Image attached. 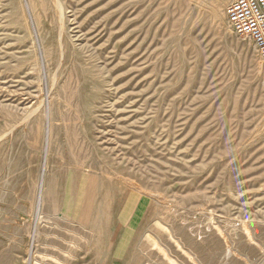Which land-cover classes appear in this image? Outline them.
Returning a JSON list of instances; mask_svg holds the SVG:
<instances>
[{"label":"rangeland","instance_id":"rangeland-1","mask_svg":"<svg viewBox=\"0 0 264 264\" xmlns=\"http://www.w3.org/2000/svg\"><path fill=\"white\" fill-rule=\"evenodd\" d=\"M233 1L60 0L73 52L56 65V0L41 14L51 55L28 0H0V264H79L116 244L124 264H158L155 221L179 264L195 263L175 230L216 263L264 264V67L221 19ZM87 68L103 84L84 117Z\"/></svg>","mask_w":264,"mask_h":264},{"label":"bare ground","instance_id":"bare-ground-1","mask_svg":"<svg viewBox=\"0 0 264 264\" xmlns=\"http://www.w3.org/2000/svg\"><path fill=\"white\" fill-rule=\"evenodd\" d=\"M53 1V0H52ZM107 1V0H106ZM64 2V1H63ZM28 3H29V6H30V9H31V12H32V16H33V19H34V22L36 24V27H37V30H38V33L40 35V38H41V44L43 46V49L45 51V53L47 55H51L52 53V37H51V31H49L48 29L44 28L43 27V24H42V20H43V17H42V13L47 10V11H51L52 8L51 6H49L47 4V0H28ZM54 3V2H53ZM210 3V2H209ZM56 4H57V12L59 13V33H58V36H57V39H58V44H59V57H58V60L56 61V65L58 64V61L60 63L61 60H63L64 58V51L67 53V55H70L73 51H70L69 48L67 47V44L65 42H63L62 40V33L64 32V30L62 31V27H63V21H62V13L60 11V8H61V3H60V0H56ZM229 4H227L228 6ZM54 6H56L54 4ZM56 8V7H54ZM63 8V7H62ZM61 8V9H62ZM211 10V9H209ZM226 10V9H225ZM41 12V13H40ZM107 13V12H106ZM44 15V13H43ZM56 16V15H55ZM66 16V15H65ZM221 19L225 20L226 21V25H228V22H227V18H226V14H225V11L223 10L221 12ZM51 20V19H50ZM49 24H52V21H49ZM66 33V32H65ZM67 37V36H66ZM65 38V36H64ZM73 38V37H72ZM75 38V37H74ZM73 38V39H74ZM73 44V42H72ZM69 45V44H68ZM75 53V52H74ZM80 53V52H79ZM78 54V53H77ZM82 55V54H81ZM95 57V56H94ZM69 58V56H68ZM88 58V57H87ZM72 59V58H71ZM66 64V63H65ZM74 64V63H73ZM78 64V63H77ZM80 65V64H79ZM86 65V64H85ZM57 68V67H55ZM78 68V67H77ZM102 68V67H101ZM97 70L95 69H92V68H87V69H77L75 70V77L78 79V80H83V81H87V80H90V81H93V90L91 91L90 94H85V93H75L74 96L76 99H75V106L77 108V110L82 114L84 115V117H86L85 115L86 114H90V112L92 111V108H91V105L90 103L94 100H97L100 95H101V90H102V84H103V81L100 77V75H95V72ZM181 71V70H180ZM56 74V72H55ZM54 74V75H55ZM264 74V72H263ZM52 76V75H51ZM75 78V79H76ZM55 81L54 78H52L49 82L51 83V86H52V82ZM82 81V82H83ZM60 83V82H59ZM79 91V90H78ZM93 103V102H92ZM88 117V115H87ZM26 120V119H25ZM49 125V124H48ZM48 144V143H47ZM8 176V175H7ZM51 193V189H50V182H46L45 186L43 187V189L41 190V196L42 198L45 200L46 198H49V195ZM1 200V199H0ZM126 200V206L128 207H132V200H128L127 198L125 199ZM7 201V200H6ZM44 202V201H43ZM65 206L67 205V200L64 204ZM70 205V204H69ZM66 212H64L65 214ZM40 222H38L39 224L43 221L42 219H39ZM48 222H50L48 220ZM156 222V221H155ZM153 223L150 227L151 231H154L158 234H160L161 236H163L164 240L167 242V246L170 248V244H171V241H168V237L164 236V229L163 227H161L160 225L156 224V223ZM52 223V222H51ZM210 223V222H209ZM38 224V225H39ZM246 227V226H245ZM218 228V227H217ZM50 230V229H49ZM175 230V229H174ZM173 230V231H174ZM37 232H35V242H38V238H39V231L38 229L36 230ZM176 233V234H175ZM218 233H216L217 235ZM246 242H249V243H252L254 244L255 246H260L259 244H257L254 240V238L252 237V235L249 234L247 228L246 230H243L242 232ZM173 235V234H172ZM176 236L180 239H183V241L186 243V247H184L185 251L190 254L191 256V263L193 261V263L195 264H220L219 262L216 263V260L214 261L213 259V256H212V252L214 251V249H211V247H208V250H204L205 246L201 247L199 246V244H196L194 241H193V236L191 234L189 235H186L185 232H182L181 230H175L174 231V235L172 236L173 238H175L176 242L173 243L174 245V248L175 250L178 251V248L176 247L178 243H180V241L176 238ZM184 236H186V238H184ZM218 236V235H217ZM144 237V240H145V244L147 245L148 248H146V250L148 251H155L157 253V256H160V258L158 260H162L161 263L163 264H179L177 261H175L173 258H171V256L168 254L167 250L168 247L166 246H161V244L157 241V239L151 234V232L149 233H145L143 235ZM186 239V240H185ZM219 239L220 241L223 243L225 242V240L219 235ZM181 244V243H180ZM223 246H224V249L223 251L225 252V257H228V256H231L232 254H234L233 252H236L234 249H231L229 250V248L227 247L228 245L226 244L225 242V245L223 243ZM120 248V247H119ZM177 248V249H176ZM190 248L193 249V251H195V254H193L192 252H190ZM263 248V247H262ZM48 249V248H47ZM121 249V248H120ZM264 249V248H263ZM119 251V250H118ZM220 253V252H219ZM150 254V253H149ZM2 255V254H1ZM5 255V254H4ZM215 255V254H214ZM264 255V253L261 254V256ZM32 257V254L30 255ZM3 258V257H2ZM7 259V258H6ZM31 259L30 263L32 262V258H29ZM219 259V258H218ZM2 260V259H1ZM4 260V259H3ZM9 260V259H8ZM129 261H132V264L133 262H136V264H151L149 262V260L147 259V256H145V260H143L142 258L140 259V257L138 258H132L129 256V259L127 261V264ZM180 261V260H179ZM160 262L158 264H161Z\"/></svg>","mask_w":264,"mask_h":264},{"label":"built area","instance_id":"built-area-1","mask_svg":"<svg viewBox=\"0 0 264 264\" xmlns=\"http://www.w3.org/2000/svg\"><path fill=\"white\" fill-rule=\"evenodd\" d=\"M225 14L231 32L251 42L264 67V0H234Z\"/></svg>","mask_w":264,"mask_h":264},{"label":"crops","instance_id":"crops-1","mask_svg":"<svg viewBox=\"0 0 264 264\" xmlns=\"http://www.w3.org/2000/svg\"><path fill=\"white\" fill-rule=\"evenodd\" d=\"M114 242V240H111ZM112 242V244H113ZM107 248H111L108 249L106 252V254H100L99 251H97V254H93L89 257H80V261H78L77 263L79 264H124V260L122 257L119 256H115V250L117 248V244L116 245H111ZM109 251V252H108ZM128 264H132V261H129ZM133 264H136V262H133Z\"/></svg>","mask_w":264,"mask_h":264}]
</instances>
